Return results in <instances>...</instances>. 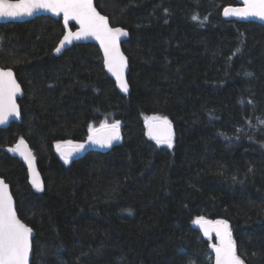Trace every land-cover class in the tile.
I'll list each match as a JSON object with an SVG mask.
<instances>
[{"label":"trees","instance_id":"1","mask_svg":"<svg viewBox=\"0 0 264 264\" xmlns=\"http://www.w3.org/2000/svg\"><path fill=\"white\" fill-rule=\"evenodd\" d=\"M236 4L95 0L129 32L126 95L95 44L53 53L61 19L0 23V66L24 91L21 121L0 129V176L35 232L31 264H212L217 239L194 228L199 216L226 220L245 264H264V25L223 18ZM150 115L172 123V147L149 137ZM117 120L110 150L67 163L56 152ZM21 138L41 190L11 151Z\"/></svg>","mask_w":264,"mask_h":264},{"label":"snow or ice","instance_id":"2","mask_svg":"<svg viewBox=\"0 0 264 264\" xmlns=\"http://www.w3.org/2000/svg\"><path fill=\"white\" fill-rule=\"evenodd\" d=\"M37 9H47L54 13L62 12L66 27L70 19H75L80 24L79 31L68 32L64 36L60 41L61 46L71 43L73 39L86 36H94L99 40L104 50L105 66L116 77L120 88L124 92L128 91V84L123 76L126 60L120 52L118 43L119 38L127 33L121 28L109 27L108 20L96 11L92 0H15V2L0 0V16L31 15ZM224 15L257 16L264 19V0H244L243 8L226 7ZM197 19L198 17L195 15L192 17L193 21ZM56 51L59 52L60 47H57ZM19 91L20 85L17 83L13 71L0 68V123L5 122L10 114L19 115L15 103V96ZM146 123L149 127L148 135L155 139L158 145L167 144L168 147H172V129L167 117L154 115L146 118ZM89 131V141L108 146L114 140L120 139V121L117 120L110 125L104 123L100 130H94L90 126ZM98 131H102L103 135L97 136L95 133ZM65 144H71V142L57 143V151L61 153L65 163L68 162L73 152L84 147L83 144H77L70 150H65L63 147ZM11 151L19 152L24 157L29 168L33 169V187L41 190L43 185L38 174L34 172V157L27 149L23 138ZM193 223L200 226L205 236L215 232L218 243L210 245L215 252V264H243L237 255L232 233L226 220L207 221L204 217L199 216ZM32 233V228L22 223L17 217L8 185L0 180V264H29Z\"/></svg>","mask_w":264,"mask_h":264},{"label":"water","instance_id":"3","mask_svg":"<svg viewBox=\"0 0 264 264\" xmlns=\"http://www.w3.org/2000/svg\"><path fill=\"white\" fill-rule=\"evenodd\" d=\"M13 2H15V0H13ZM92 2H93V7L96 9V11L101 16L106 17V19L108 20V23H109V27H112V28H121V29H123L127 33V35L121 36L119 38V41H118L120 52L123 54V56H124V58L126 60V66L124 68L123 76H124V80L128 84V91L127 92H124L120 88L119 84L117 83L116 77L105 66V63H104V50L101 47L100 41L97 40L94 36H86V37H82L80 39H73L71 41V43H66L63 46L60 45V41L63 40L64 36L68 32L75 33V32H77V31L80 30V24L75 19H70L68 21V24H67V27H66L65 26V23H64V15H63L62 12H60V13H54V12H52L50 10H47V9H37V10H34L31 15H20V16H15V17H11V16H0V23H6V22H24V21H28L30 19H33L34 17H37V16H50L51 18H54V19H61V24H62V26L64 28V33L61 36L60 40L58 41L56 47L54 48L53 53L55 55H61L66 49L70 48L71 46H73L75 44H86V43L95 44L98 47V49L100 50V53H101V56H102V59H103V66H104V70H105L106 74L113 80V82L115 84V87L118 90V92L120 94H122V95H126V94H128L130 92V86H129V83H128L129 59H128V56L125 54V52H124V50L122 48V43L129 37V32H128V30L124 29L121 26H113L110 23V20H109L108 16H106L103 13H101L98 10V8L95 6V0H92ZM236 2H237L236 5H230V6H226V7H228V8H243L244 7V0H236ZM224 9L222 10V15H223V18H225V19L238 20V21H251V22H256V23H259L261 25H264V19H262L260 17H257V16H246V17L245 16H236V15H228V16H225L224 15ZM70 24H73L74 25V28H72L70 26ZM57 47H60V51L59 52L56 51V48ZM0 68H3V67L0 66ZM3 69H6L7 70V69H11V68H3ZM13 73H14V71H13ZM14 77H15L17 83L20 85V91L18 93H16V96H15V103H16V106H17L19 115H11L10 114L9 117H8V119L5 122L0 123V129L7 128L10 125V123H12V122H20L21 121V109H20V105H19V102L18 101L23 97L24 91H23V88H22L21 84L19 83L18 79L16 78L15 73H14ZM122 128H123V123L120 122V139L119 140H114L108 146H103L101 144L92 143L87 138V140L85 142H83V143H75V144H70V145H64L63 147H64L65 150H70L72 148V146H74V145H77V144H83L84 145V147L82 149H80L79 151L73 152L72 155L69 157V159H73V158H77V157L84 156L88 151L106 152V151L110 150L113 146L117 145L120 142V140H121V134H122ZM100 129L101 128H99L97 130H100ZM171 129H172V137H173L174 128H173L172 123H171ZM148 132H149V127L147 126V133ZM95 134L97 136H102L103 135V132L102 131H98ZM150 138L153 139L152 137H150ZM153 140H155V139H153ZM24 141H25V144L27 145V149L31 151V153H32V155L34 157V162H33L34 163V172L36 174H38L39 180H40V182L43 185L42 175H41V173H40V171L38 169V166H37V158H36V155L34 154L33 150L31 149L30 145L28 144V142L26 140H24ZM17 143H18V141L15 143V145H14L13 148L16 147ZM12 153H13V155H15L17 157L18 160H20L24 164L25 168L27 169V173H28V176H29L30 183L32 184L33 169H30L29 168V164L25 161L24 157L21 156L19 152L12 151ZM0 180H3L4 183H6L8 185L9 194L12 196V199H13V207H14V209L16 211L15 200H14V197H13V195L11 193L10 185L1 176H0ZM16 213H17V211H16ZM17 217L20 219V217L18 216V214H17ZM207 221H211V220H207ZM21 222L24 223V224H26L23 220H21ZM27 226H29V225H27ZM193 226H194V228L203 237H214V238H216V235H215V232L214 231L211 232V234L209 236H205L203 230L200 228L199 225L193 223ZM34 236H35V232L33 230L32 236L30 238L31 239V251H30V257H29V264H31V260H32V256H33V238H34ZM217 243H218V241H217ZM235 247H236V244H235ZM236 252H237V248H236ZM212 264H215V252L213 251V249H212ZM243 264H245L244 261H243Z\"/></svg>","mask_w":264,"mask_h":264},{"label":"rangeland","instance_id":"4","mask_svg":"<svg viewBox=\"0 0 264 264\" xmlns=\"http://www.w3.org/2000/svg\"><path fill=\"white\" fill-rule=\"evenodd\" d=\"M151 116H154V115H150V116H146L145 117V124H146V126H148V124L146 123V118H148V117H151ZM112 123H114V122H111V123H106V124H112ZM102 124H104V123H102ZM101 124V125H102ZM101 125L99 126V127H91L92 129H94V130H97V129H99V128H101ZM89 135H90V131H89ZM89 137V136H88ZM62 142H68V141H62ZM71 142V144H75L74 142H72V141H70ZM65 145H70V144H65ZM167 145V144H166ZM64 146V145H63ZM55 150H56V152L59 154V156L61 157V159L64 161V159L62 158V156H61V154H60V152L59 151H57V144L55 145ZM70 159H68V161H69Z\"/></svg>","mask_w":264,"mask_h":264}]
</instances>
